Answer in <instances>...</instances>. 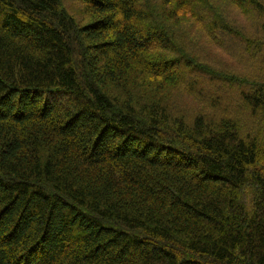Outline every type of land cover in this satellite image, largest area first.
Masks as SVG:
<instances>
[{
	"label": "trees",
	"instance_id": "obj_1",
	"mask_svg": "<svg viewBox=\"0 0 264 264\" xmlns=\"http://www.w3.org/2000/svg\"><path fill=\"white\" fill-rule=\"evenodd\" d=\"M76 1L0 0V264H264V133L167 98L207 104V37L262 59L264 0L224 1L260 41L208 0Z\"/></svg>",
	"mask_w": 264,
	"mask_h": 264
},
{
	"label": "rangeland",
	"instance_id": "obj_2",
	"mask_svg": "<svg viewBox=\"0 0 264 264\" xmlns=\"http://www.w3.org/2000/svg\"><path fill=\"white\" fill-rule=\"evenodd\" d=\"M208 1L210 3V8L212 6L219 7L220 11H223L224 14L228 12V16L232 18V20H236L239 27L243 28V33H246L247 36L252 39L251 41H260V39H262L263 32L258 29L256 24L257 21L253 16H244L243 13L242 15L240 10L236 9L234 6L227 11L228 6H225L227 5L226 2L224 3L225 0ZM62 3V9L65 12H69L79 23L86 24L90 22L89 17L91 15L87 14L82 3L76 0H63ZM197 18L194 23V20L187 16V18H183L184 20L182 19L183 23L181 22V26L185 27L188 24L193 27L194 23L196 24L197 32H200L201 26L196 22H202L203 16H200L199 19ZM194 30L195 28L192 29V31ZM240 41L242 40L240 39ZM235 43H237V41L234 39L233 43L230 40H226V42H222V45L221 43L215 45L210 42L208 37L202 41L200 40L198 43V50L196 52L202 57V60L198 61V64H203V66L205 64L208 71L211 70V73H214L218 78V80H211L208 77L203 78L204 87L210 93L206 105H203L198 109L192 104L193 102L190 100L189 94L184 91L183 93L172 91L167 98L174 101L175 108H181L182 110L187 111L190 119L202 110L203 113L209 115L208 118L215 119L216 121L223 118H232L240 122L244 128L241 127L244 130H247L246 134H248V136L250 134L253 137L257 131L259 134L264 133V129H261L263 126L260 123V119L262 122L264 115L255 117L252 110L244 103L241 94L248 92L250 87H248V89H243L237 87L234 82L238 80L237 83L239 84H244L242 83L244 81H252L254 83L258 81L257 78L259 79L260 77L264 81V76H260L264 74V53L262 59L259 55L254 61H249L245 58L244 45L238 47L239 44ZM221 46H223L226 53L225 55L220 52ZM162 94L167 95L169 93L163 92Z\"/></svg>",
	"mask_w": 264,
	"mask_h": 264
}]
</instances>
